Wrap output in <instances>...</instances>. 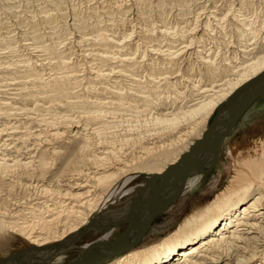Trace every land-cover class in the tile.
Returning <instances> with one entry per match:
<instances>
[{"label":"bare ground","instance_id":"obj_1","mask_svg":"<svg viewBox=\"0 0 264 264\" xmlns=\"http://www.w3.org/2000/svg\"><path fill=\"white\" fill-rule=\"evenodd\" d=\"M238 67L210 89L196 84L202 93L187 109L147 119L126 148L107 149L70 123L51 132L76 142L65 156L43 149L24 161L22 147L8 153L0 130V245L17 242L51 264H264V129L230 142L223 182L200 188V195L178 186L190 180L200 187L244 113L243 97L264 95V53ZM52 81L55 100L70 98L68 76ZM103 116L95 108L86 118ZM58 158L59 169L73 171L58 170L49 180L17 177L20 169L42 175ZM54 178L61 179L57 186ZM15 188L22 190L18 198ZM159 214L170 221L161 229L154 227Z\"/></svg>","mask_w":264,"mask_h":264},{"label":"rangeland","instance_id":"obj_2","mask_svg":"<svg viewBox=\"0 0 264 264\" xmlns=\"http://www.w3.org/2000/svg\"><path fill=\"white\" fill-rule=\"evenodd\" d=\"M252 28L258 29L255 38ZM250 37L252 43L245 41ZM263 40L264 0H0V130L8 153L22 147L24 161L43 149L52 157L58 150L65 156L76 142H68L69 133L53 137L51 132L70 123L107 149L126 148L147 119L196 102L202 93L196 84L210 89L232 77L243 60L263 54ZM63 76L69 77L71 96L55 100L50 84ZM150 94L153 101L145 110ZM95 108L105 116L88 120ZM262 129L264 95L228 133L217 165L199 189L190 180L179 182V188L200 195L223 182L230 142ZM49 161L55 165L42 175L20 169L17 177L49 180L58 170L61 176L73 171L66 164L59 169V158ZM21 192L15 188L11 194L18 198ZM167 217L159 214L154 227L164 228ZM8 242L0 245V256L21 246Z\"/></svg>","mask_w":264,"mask_h":264},{"label":"water","instance_id":"obj_3","mask_svg":"<svg viewBox=\"0 0 264 264\" xmlns=\"http://www.w3.org/2000/svg\"><path fill=\"white\" fill-rule=\"evenodd\" d=\"M263 93V92H262ZM260 90L253 91L250 96H245L244 101L239 107V115H241L248 107L262 94ZM216 121L212 122V125ZM46 262V263H45ZM0 264H51L50 262L44 261L40 258L34 250L21 249L15 251L9 255L0 256Z\"/></svg>","mask_w":264,"mask_h":264}]
</instances>
